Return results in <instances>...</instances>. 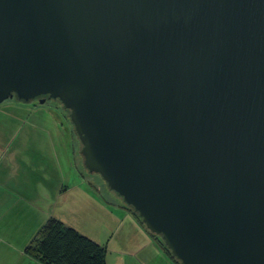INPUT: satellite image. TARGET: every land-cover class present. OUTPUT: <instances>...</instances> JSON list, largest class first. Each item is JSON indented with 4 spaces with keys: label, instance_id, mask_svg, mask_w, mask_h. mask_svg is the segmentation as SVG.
I'll return each mask as SVG.
<instances>
[{
    "label": "water",
    "instance_id": "water-1",
    "mask_svg": "<svg viewBox=\"0 0 264 264\" xmlns=\"http://www.w3.org/2000/svg\"><path fill=\"white\" fill-rule=\"evenodd\" d=\"M13 98L181 264H264V0H0Z\"/></svg>",
    "mask_w": 264,
    "mask_h": 264
},
{
    "label": "rangeland",
    "instance_id": "rangeland-1",
    "mask_svg": "<svg viewBox=\"0 0 264 264\" xmlns=\"http://www.w3.org/2000/svg\"><path fill=\"white\" fill-rule=\"evenodd\" d=\"M48 103H23L16 98L0 103V135H17L19 146L25 149L19 154L21 161L34 162L41 169V179L48 178L52 182L50 186L40 182L36 187L38 195L31 201L41 219L47 222L50 217H62L66 224L82 230L83 234L105 247L106 264H121L124 255L133 252L130 245L138 243L142 245L139 257L145 264H162L165 254L171 262L173 258L162 238L147 231L140 218L132 215L122 200L108 190L100 175L86 172L78 153L79 140L73 133L66 111L54 100ZM3 142L7 147L8 139ZM17 155L12 154L9 160L13 163ZM2 156L0 154V158ZM49 170H52L51 174ZM10 176L7 173V178ZM80 183L83 186H79ZM64 186L69 189L67 196L61 190ZM9 199L4 197L6 202ZM0 210L1 219L6 209ZM135 219L149 236L139 234ZM3 253L8 261H3ZM7 255L0 247V264H45L33 254H29L31 258L13 253Z\"/></svg>",
    "mask_w": 264,
    "mask_h": 264
},
{
    "label": "crops",
    "instance_id": "crops-1",
    "mask_svg": "<svg viewBox=\"0 0 264 264\" xmlns=\"http://www.w3.org/2000/svg\"><path fill=\"white\" fill-rule=\"evenodd\" d=\"M7 139L8 146L6 147L3 141ZM19 145V137L17 135L11 134L10 136L6 135L3 137L0 135V154L4 155L0 158V209H6L4 210L6 212L5 215L0 219V247L8 253L7 256L13 253L14 255L17 254L18 256L22 255L23 257L31 258L29 253L25 251V248L36 231L45 222L41 219V215L31 201L38 195L36 187L40 182L43 181L49 186L52 182L48 178L42 177L41 179V169L34 162L31 161V164H27L21 161L22 157H19V154H22L25 149ZM4 149H6L5 152ZM29 150L32 152V149ZM12 154H18L16 156L17 159L13 163L9 160V156ZM49 171V174H51L52 170ZM7 173L11 174L10 178H7ZM81 184L79 186H83ZM61 190L66 192L67 196L68 186H64ZM4 197L10 198L9 201L6 202ZM131 214L133 215L134 213L132 212ZM60 218L63 219L62 217ZM135 224L139 225L137 228L140 229V235L144 237L149 236V233L142 228L137 220ZM79 231L82 232L80 229ZM130 247L134 253L129 252V255L125 254L121 264H145L139 257L142 245L138 243L137 245H130ZM2 256L4 262L8 261L9 258L6 257V254L4 255L3 253ZM163 256L164 262L162 264H173V259H170V262L168 260L169 256L167 257L166 254Z\"/></svg>",
    "mask_w": 264,
    "mask_h": 264
},
{
    "label": "trees",
    "instance_id": "trees-1",
    "mask_svg": "<svg viewBox=\"0 0 264 264\" xmlns=\"http://www.w3.org/2000/svg\"><path fill=\"white\" fill-rule=\"evenodd\" d=\"M25 251L45 264H106L103 245L56 217H50L41 225Z\"/></svg>",
    "mask_w": 264,
    "mask_h": 264
}]
</instances>
